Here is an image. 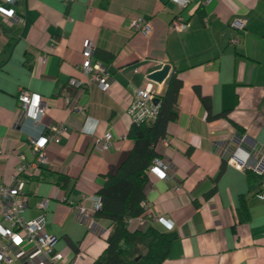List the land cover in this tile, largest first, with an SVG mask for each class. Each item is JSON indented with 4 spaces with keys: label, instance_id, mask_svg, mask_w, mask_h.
I'll return each mask as SVG.
<instances>
[{
    "label": "crops",
    "instance_id": "0c3cea01",
    "mask_svg": "<svg viewBox=\"0 0 264 264\" xmlns=\"http://www.w3.org/2000/svg\"><path fill=\"white\" fill-rule=\"evenodd\" d=\"M204 2L192 0L181 10L172 0H18L5 5L19 19L0 22V185L12 183L19 153L27 163L33 161L31 138L42 126L65 123L67 134L48 145L40 176L25 178L29 200L22 216H37L39 199L47 198L45 229L55 237V249L73 264H91L102 253L112 223L98 218L89 231L60 196H98L101 182L133 145L126 113L133 89L166 64L168 74L174 71L182 80L177 118L155 147L171 171L165 179L149 175L144 187L148 206L135 229L153 226L175 233L161 264H264L259 179L225 161L234 145L264 149V0ZM176 13L189 23L182 32L168 27ZM236 17L246 19L242 32L229 23ZM135 18L150 23L148 35L130 27ZM85 40L94 47L93 60L108 67L111 88L102 91L92 82L79 92L78 101L86 107L80 114L71 112L61 96L75 92L68 87L71 77L86 78L81 72ZM100 51L112 59L103 62ZM41 53L47 54L44 63L36 60ZM21 87L49 99L40 123L23 117L17 100ZM197 90L210 98L212 115L226 111V116L208 118ZM104 131L113 141L101 151L92 141ZM1 210L0 205L3 222ZM157 214L173 226L148 220Z\"/></svg>",
    "mask_w": 264,
    "mask_h": 264
},
{
    "label": "built area",
    "instance_id": "2783aa9c",
    "mask_svg": "<svg viewBox=\"0 0 264 264\" xmlns=\"http://www.w3.org/2000/svg\"><path fill=\"white\" fill-rule=\"evenodd\" d=\"M18 0H0V22L17 21L13 8L5 7L12 5ZM75 0H65L66 3ZM181 10L192 0H172ZM211 0H205L208 4ZM230 25L239 31H244L246 19L244 17L233 18ZM134 30L148 35L151 32V25L142 18L132 19L129 23ZM189 26L179 13H176L168 24L170 30L182 32ZM238 42V38L233 39ZM84 61L81 65V72L85 75V80L78 77H71L68 87L73 89V93H64L61 97L71 112L85 113V105L78 101V93L84 91L89 84L95 82L102 91L111 88V75L108 67L99 60H93L94 47L90 41L83 43ZM47 54H38L41 63L46 61ZM160 83H156L145 78L142 86L133 89L132 99L128 104L126 113L131 122L148 123L154 120L158 113L160 102ZM158 97L159 101L152 100ZM18 107L23 113V117L29 119L34 124L40 123L49 110L48 98L42 97L38 93L29 91L26 88H19L17 93ZM67 128L64 122L54 121L41 128L39 135L31 138L33 161L27 163L23 154L17 155L18 165L13 175L10 185H0V205L2 207L0 222V264H12L18 261L20 264H73L60 251L54 247L55 237L45 229V209L48 199L40 198L37 206L40 213L32 219L26 220L22 216L24 209L28 206L29 194L25 191V178L34 174L40 176L42 167L47 161V147L49 144H56L66 136ZM113 138L109 131H104L93 138L92 146L101 151H105L112 144ZM226 163L239 171L252 172L259 176L260 196L264 198V149H247L240 144L234 145L227 151ZM1 153V149H0ZM171 164L163 161L160 157H154L148 167V174L154 175L158 179H165L169 176ZM178 189L179 187H174ZM60 201L66 203L77 218L85 224L89 231L98 226L97 212L102 207L100 196L82 194L77 200H72L66 195L60 196ZM141 206L146 210L148 203L146 198L141 201ZM145 212L141 216L129 218L127 228L134 230L137 225L144 221ZM150 221H158L172 227L171 220L162 215H150Z\"/></svg>",
    "mask_w": 264,
    "mask_h": 264
},
{
    "label": "trees",
    "instance_id": "16d2710c",
    "mask_svg": "<svg viewBox=\"0 0 264 264\" xmlns=\"http://www.w3.org/2000/svg\"><path fill=\"white\" fill-rule=\"evenodd\" d=\"M97 57L108 62L112 54L100 51ZM181 87L182 80L176 72L171 71L166 77L154 120L130 124L127 136L133 141L132 148L117 170L101 182L97 191L102 207L96 216L111 221L112 228L106 238V247L91 264H161L168 256L176 237L174 232H163L153 226L129 230L127 220L145 212L141 201L145 199L148 167L152 159L158 157L156 144L166 136L168 124L177 118L175 106ZM197 93L208 118L226 116V111L212 115L210 98L202 96L199 90ZM236 129L240 131L238 126ZM252 174L259 179V176Z\"/></svg>",
    "mask_w": 264,
    "mask_h": 264
},
{
    "label": "water",
    "instance_id": "95a60500",
    "mask_svg": "<svg viewBox=\"0 0 264 264\" xmlns=\"http://www.w3.org/2000/svg\"><path fill=\"white\" fill-rule=\"evenodd\" d=\"M169 72V65H163L159 70L153 71L147 75V78L156 82V83H162L165 78L167 77ZM154 103H157L159 101L158 97H154L152 100ZM237 137H240L241 135L239 133L236 134Z\"/></svg>",
    "mask_w": 264,
    "mask_h": 264
}]
</instances>
